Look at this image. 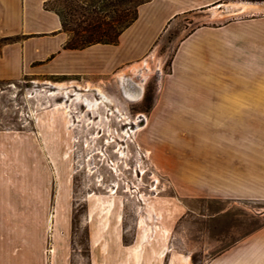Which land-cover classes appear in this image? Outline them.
<instances>
[{
	"label": "crops",
	"instance_id": "crops-1",
	"mask_svg": "<svg viewBox=\"0 0 264 264\" xmlns=\"http://www.w3.org/2000/svg\"><path fill=\"white\" fill-rule=\"evenodd\" d=\"M53 1L0 0V82L123 76L180 17L190 16L196 25L180 39L160 91L164 107L174 111L165 121L174 157L164 170L183 200L264 202V13L213 25L205 16L226 0H149L116 43L68 49L59 16L45 7ZM236 1L240 13L264 12V0ZM180 204L175 221L140 228L130 243L119 221L93 225L90 264H195L176 243V225L194 216L218 224L225 210ZM14 236L19 247L12 250ZM29 237L26 229L0 231V264H54L57 246L46 259L43 235L33 247ZM197 264H264V225Z\"/></svg>",
	"mask_w": 264,
	"mask_h": 264
},
{
	"label": "rangeland",
	"instance_id": "rangeland-1",
	"mask_svg": "<svg viewBox=\"0 0 264 264\" xmlns=\"http://www.w3.org/2000/svg\"><path fill=\"white\" fill-rule=\"evenodd\" d=\"M101 1L59 0L49 7L66 16L70 7L97 3L99 20L109 16L117 22L132 6L128 0H112L116 6L100 11ZM220 5L205 23L264 13L260 8L240 13L236 0ZM191 18L180 17L123 76H25L0 82V231L28 230L30 247L43 235L46 259L58 248L54 264H90L93 225L119 221L124 242L130 243L140 228L175 221L180 203L197 211L208 206L207 213L225 210L218 224L194 216L176 225L177 245L197 264L264 225V202L183 200L164 170L166 159L174 157L165 127L174 111L164 107L160 91L180 39L196 25ZM127 85L139 96L128 98ZM58 87L70 89L69 97L51 96ZM100 96L104 102L92 106ZM10 240L12 250L19 247L16 236Z\"/></svg>",
	"mask_w": 264,
	"mask_h": 264
},
{
	"label": "trees",
	"instance_id": "trees-1",
	"mask_svg": "<svg viewBox=\"0 0 264 264\" xmlns=\"http://www.w3.org/2000/svg\"><path fill=\"white\" fill-rule=\"evenodd\" d=\"M55 0L45 7L54 11L60 18L62 30L68 34L66 48L68 49H83L93 44H114L120 33L131 25L137 17V8L148 2L149 0H128L132 6L125 9L122 18L117 22L111 17H107V21H101L97 17V3H91L88 6H81L79 10L72 7L68 8L66 16L60 11L50 8L49 6L57 2ZM79 1L81 0H73ZM103 3L102 10L108 11L114 6L112 0L101 1ZM115 22V23H114Z\"/></svg>",
	"mask_w": 264,
	"mask_h": 264
},
{
	"label": "bare ground",
	"instance_id": "bare-ground-1",
	"mask_svg": "<svg viewBox=\"0 0 264 264\" xmlns=\"http://www.w3.org/2000/svg\"><path fill=\"white\" fill-rule=\"evenodd\" d=\"M230 7H234V6H228V8H230ZM216 8H219V6L218 7H216ZM215 8V9H216ZM227 8V7H226ZM240 10H245V7H241V9ZM217 12V10H213V13H216ZM95 91V90H94ZM125 93H126V95H127V97L128 98H130V99H133V98H135V97H138L139 96V94H140V91L139 90H137L136 92L134 91V89H133V87H131L130 85H127L126 87H125ZM61 93V95H63V97H65V98H67V97H69V92H70V89H68L67 87H58L57 88V91H53V92H51L50 93V95L51 96H55L57 93ZM104 98L103 97H101L100 96V99H95V101L93 102V104H92V106H97V105H99V103H103L104 102V100H103ZM81 99H80V97H76V101H80ZM85 101H83V103H84ZM86 104V103H85ZM87 105H88V103H87ZM63 109H64V112H67V107L66 106H64L63 107Z\"/></svg>",
	"mask_w": 264,
	"mask_h": 264
}]
</instances>
